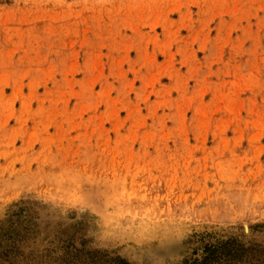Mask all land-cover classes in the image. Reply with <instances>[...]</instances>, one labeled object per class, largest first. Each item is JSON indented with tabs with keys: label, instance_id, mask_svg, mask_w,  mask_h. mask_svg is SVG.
<instances>
[{
	"label": "rangeland",
	"instance_id": "374dc122",
	"mask_svg": "<svg viewBox=\"0 0 264 264\" xmlns=\"http://www.w3.org/2000/svg\"><path fill=\"white\" fill-rule=\"evenodd\" d=\"M0 264H264V0H0Z\"/></svg>",
	"mask_w": 264,
	"mask_h": 264
}]
</instances>
